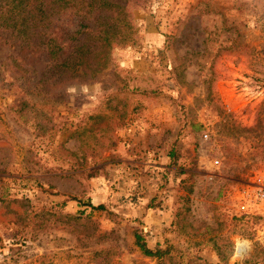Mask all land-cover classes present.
I'll list each match as a JSON object with an SVG mask.
<instances>
[{"label":"rangeland","instance_id":"obj_1","mask_svg":"<svg viewBox=\"0 0 264 264\" xmlns=\"http://www.w3.org/2000/svg\"><path fill=\"white\" fill-rule=\"evenodd\" d=\"M132 24L50 99L0 66V264H264V0Z\"/></svg>","mask_w":264,"mask_h":264},{"label":"trees","instance_id":"obj_2","mask_svg":"<svg viewBox=\"0 0 264 264\" xmlns=\"http://www.w3.org/2000/svg\"><path fill=\"white\" fill-rule=\"evenodd\" d=\"M147 1L0 0V66L12 82L32 77V88L50 99L108 65L111 47L133 34L132 10ZM135 242L144 253H167L148 248L137 233Z\"/></svg>","mask_w":264,"mask_h":264},{"label":"built area","instance_id":"obj_3","mask_svg":"<svg viewBox=\"0 0 264 264\" xmlns=\"http://www.w3.org/2000/svg\"><path fill=\"white\" fill-rule=\"evenodd\" d=\"M254 200H261L264 201V184H259L257 189L255 190L254 194L252 195Z\"/></svg>","mask_w":264,"mask_h":264}]
</instances>
